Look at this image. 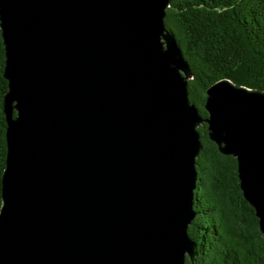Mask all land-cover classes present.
Returning a JSON list of instances; mask_svg holds the SVG:
<instances>
[{
	"label": "water",
	"instance_id": "95a60500",
	"mask_svg": "<svg viewBox=\"0 0 264 264\" xmlns=\"http://www.w3.org/2000/svg\"><path fill=\"white\" fill-rule=\"evenodd\" d=\"M171 0H0V264H196L198 127L236 160L264 236V90L190 101Z\"/></svg>",
	"mask_w": 264,
	"mask_h": 264
},
{
	"label": "trees",
	"instance_id": "16d2710c",
	"mask_svg": "<svg viewBox=\"0 0 264 264\" xmlns=\"http://www.w3.org/2000/svg\"><path fill=\"white\" fill-rule=\"evenodd\" d=\"M164 24L190 66L188 95L202 116L206 88L219 79L264 90V0H171ZM3 62L0 30V204L6 154ZM198 132L195 216L187 228L197 244L196 264H264V236L239 188L236 160L218 152L205 123Z\"/></svg>",
	"mask_w": 264,
	"mask_h": 264
}]
</instances>
